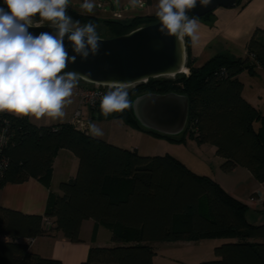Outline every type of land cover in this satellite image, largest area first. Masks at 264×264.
<instances>
[{"label": "trees", "instance_id": "1", "mask_svg": "<svg viewBox=\"0 0 264 264\" xmlns=\"http://www.w3.org/2000/svg\"><path fill=\"white\" fill-rule=\"evenodd\" d=\"M248 1L238 0L237 5ZM67 14L105 24L110 38L159 21L155 14L102 21L70 7ZM32 18L41 20L39 14ZM258 67L264 69V31L255 32L244 59L218 55L198 68L188 55V76L151 79L138 86L134 95L128 94L129 104L143 93L188 97L187 128L178 137L141 126L130 106L107 117L95 110L94 116L106 121L122 119L135 129L175 142H185L188 134L199 144L216 148L217 156L224 160L223 172L244 168L264 184V114L243 97V83L238 79L244 72L254 75ZM3 114L10 121L11 135L9 145L0 153V158L7 160L0 174V191L30 178L47 181L60 149L74 153L79 167L75 178L61 183L62 194L50 199L44 215H24L0 205V236L13 240L0 241V264H62L30 252L28 244L16 240L61 234L80 243L82 224L90 219L109 228L113 241L122 245L91 248L82 264H154L152 243L212 239L233 241L216 246L215 259L201 264H264V224L249 223L248 206L211 177L193 173L170 155L146 157L137 150L114 146L74 124L37 127L27 116ZM128 186L132 190L123 200L119 194ZM262 206L264 211V203Z\"/></svg>", "mask_w": 264, "mask_h": 264}, {"label": "crops", "instance_id": "2", "mask_svg": "<svg viewBox=\"0 0 264 264\" xmlns=\"http://www.w3.org/2000/svg\"><path fill=\"white\" fill-rule=\"evenodd\" d=\"M151 11L145 14H129V16L154 15L157 7ZM195 19L198 21L196 35L199 39L197 45L193 46L192 39L187 34L184 36L187 57L190 55L193 58L195 67L200 68L204 66L218 55H228L244 59L247 57L248 43L255 32L264 31V0H250L234 8L220 7L207 18ZM238 79L243 83V97L264 114V69L261 67L256 68L254 75L244 72L239 75ZM71 101L72 103L64 109L65 115L63 118L52 119L50 117H41L37 119L36 117H28V120L37 127L73 124L74 115L80 108V102L76 97L71 98ZM81 109L83 112V107ZM107 122L115 125L119 123V125H122L121 128L125 130L124 132L129 133V135L136 131L131 126L130 129L123 126L124 123L117 118L107 120ZM96 138L125 150H137L141 156H165L156 155L158 153H155L156 149L154 146H144L146 153H141L138 145L130 147L128 141L123 136H116L114 139ZM195 143L193 147L202 152L204 158L207 156L212 158L213 162L216 163L215 165H208L204 158L194 156L192 158L181 157L177 153H167L166 155L179 160L189 170L199 176L211 177L230 195L246 204L248 208L257 209L263 207L264 197L261 191H264V184L256 181L252 174L244 168H237L230 173L223 172L221 165L224 160L217 156L216 148L209 144H199L197 141ZM78 167V157L69 150L60 149L55 155L47 181L30 178L21 184L6 185L0 191L1 207L20 212L24 215H44L50 199L53 196L62 194L60 190L61 183L75 178ZM240 174L249 175L252 181L254 179L259 185V191H255L249 195L241 191L243 183H240L239 187L236 188L227 185L228 177H238ZM131 190V186H128V188L119 194V197L125 200ZM251 197L254 198V201H251ZM259 222V224H264V214ZM81 239L82 242L73 243L65 239L61 234H54L33 240L22 238L16 240V242L26 243L29 245L30 252L44 258L59 260L62 264H82L87 261L91 248H112L122 245L113 241V233L109 228L96 223L92 219L83 222ZM0 241L11 242L13 240L9 237L0 236ZM229 241L233 240L212 239L199 242L152 243L151 246L156 253L154 264H201L215 259V247Z\"/></svg>", "mask_w": 264, "mask_h": 264}, {"label": "clouds", "instance_id": "3", "mask_svg": "<svg viewBox=\"0 0 264 264\" xmlns=\"http://www.w3.org/2000/svg\"><path fill=\"white\" fill-rule=\"evenodd\" d=\"M207 6L210 0H158L155 13L159 31L164 36L182 40L187 34L193 46L198 43V21L188 10L197 3ZM133 7L137 0H131ZM68 0H3L0 6V112L19 116L60 119L71 104L73 90L82 74L66 71L69 63L80 57L87 61L100 49L96 25H81L67 14ZM81 9L92 14L93 0H83ZM39 14L49 22L52 32L34 35L30 17ZM65 39L74 55L69 56ZM107 54V53H106ZM88 75H91L90 73ZM128 92L122 85L110 88L101 96L100 110L107 117L129 108ZM88 134L103 136L96 124L88 125Z\"/></svg>", "mask_w": 264, "mask_h": 264}, {"label": "water", "instance_id": "4", "mask_svg": "<svg viewBox=\"0 0 264 264\" xmlns=\"http://www.w3.org/2000/svg\"><path fill=\"white\" fill-rule=\"evenodd\" d=\"M237 4L238 0H210L207 6L198 2L187 14L202 18L220 7L234 8ZM159 23L140 27L120 37L100 38V49L96 56L90 55L87 61L77 57L75 63L68 64L66 71L82 74L80 80L90 84L124 87L182 75L188 62L185 40L162 35ZM28 30L34 35L53 31L46 24H33ZM65 45L69 56L74 55L67 39ZM130 110L146 129L178 137L187 128L189 99L177 93L142 94L131 100Z\"/></svg>", "mask_w": 264, "mask_h": 264}, {"label": "rangeland", "instance_id": "5", "mask_svg": "<svg viewBox=\"0 0 264 264\" xmlns=\"http://www.w3.org/2000/svg\"><path fill=\"white\" fill-rule=\"evenodd\" d=\"M110 1L113 3L114 7H112L110 5V3L106 0L104 2V6L102 8H99L98 4L95 2V0H93V3L95 4V9H94V12L92 13V15H95L96 17H98L102 21L114 20V16L112 14V9H114L115 11H123V14L125 16H129V14H145V13L151 11L152 9L156 8L157 3H158V0H152V3L149 4L147 2V0H145V7L140 8L138 0H137L135 7H133L131 0H110ZM82 3H83V0L73 1V3L67 5V8L70 7L73 10H75L81 14H88V13H84L82 11V9H81ZM30 19H31L33 24L49 25L47 21L41 22V20H35L32 17H30ZM72 19H73V21H77V20L80 21L81 25H85V24L90 23V22H86L83 19L76 18V17H72ZM91 24H93V23H91ZM94 25H96V29H97V33H98L99 37L110 38L109 29L105 26V24L97 23ZM143 26L144 25H142L140 27H143ZM140 27H136L133 30H136ZM78 84L85 85L80 80H79ZM139 89H140V87H137L136 89L132 90L130 92V94L134 95V93L136 91H138ZM137 95H139V94H137ZM263 99H264V97H263ZM82 120L85 123H88V125L90 123H93V124H96L100 129H102L103 136H100V137H104L106 139H114L116 136H123V138H126V140L128 141V144L130 145V147L134 146V145H138V147H140L141 153H146L145 152L146 150H144V146H150V147L154 146V148L156 149L155 153H158L156 155H166L167 153H177L181 157L192 158V156H194V157L204 158L202 152H199L198 150H196L193 147L194 144H196L195 143L196 141L194 139H192L188 134L185 136V142H175V141H171L170 139L165 138V137H156L150 133H147L143 130H139V129H135V128H133V129L136 131H134V133L129 135V133L124 132L125 130L121 128L122 125H119V123L117 125H115V124H111V123L107 122L104 119L95 118L94 112H92V110L86 106L83 107ZM120 120L122 123H124L123 126H126L127 128L130 129V126L127 125L124 120H122V119H120ZM123 128H125V127H123ZM204 159L208 165L213 166L216 164L215 162H213V159L208 157V156L205 157ZM216 167H217V165H216ZM228 176H231V175H228ZM240 183H243V186L241 187V191L244 193H247L250 195V194H253L255 191H259L258 190L259 189L258 183H256L254 179L252 181V179H250L249 175L240 174L238 177H228V184L227 185H229L230 187H233V188L239 187L238 185ZM261 193L263 194V197H264V191H261ZM246 213H247L246 214L247 220L249 221V223L255 224V225H261V224H259L260 223L259 221H260V218L264 214L263 207L257 208V209L249 207Z\"/></svg>", "mask_w": 264, "mask_h": 264}, {"label": "built area", "instance_id": "6", "mask_svg": "<svg viewBox=\"0 0 264 264\" xmlns=\"http://www.w3.org/2000/svg\"><path fill=\"white\" fill-rule=\"evenodd\" d=\"M73 1H80V0H68V4L73 3ZM105 1L106 0H95L99 8H102L104 6ZM107 1L110 3L112 7H114L113 3L110 0ZM138 3L140 8L145 7V0H138ZM112 14L114 16V19L116 20H122L127 18V16L123 14V11H115L114 9H112ZM183 75L188 76L189 73L188 74L183 73ZM160 79L176 80V75H172L169 77H162ZM148 82L149 80L146 81L144 84ZM82 83H84L85 85L77 84V86L73 90V95L71 97V98L76 97L80 102V108L76 111L74 115L73 124L82 130H86L88 129V123H85L82 120L83 112L81 107L84 106L89 107L92 110V112H94L95 110H100L101 96L107 93L110 90V88H113L115 86L90 84L87 82H82ZM138 86L139 85H133L125 88L128 94H130V92L136 89ZM3 115H4L3 112H0V153L3 151V149H5L9 145L10 135H11L10 121L6 116ZM6 165H7V160L0 158V174L3 172ZM250 199L251 201H254L253 197H251Z\"/></svg>", "mask_w": 264, "mask_h": 264}, {"label": "bare ground", "instance_id": "7", "mask_svg": "<svg viewBox=\"0 0 264 264\" xmlns=\"http://www.w3.org/2000/svg\"><path fill=\"white\" fill-rule=\"evenodd\" d=\"M188 73H189V69L187 68L185 69L184 74H188Z\"/></svg>", "mask_w": 264, "mask_h": 264}, {"label": "flooded vegetation", "instance_id": "8", "mask_svg": "<svg viewBox=\"0 0 264 264\" xmlns=\"http://www.w3.org/2000/svg\"><path fill=\"white\" fill-rule=\"evenodd\" d=\"M143 94H148V93H143Z\"/></svg>", "mask_w": 264, "mask_h": 264}]
</instances>
